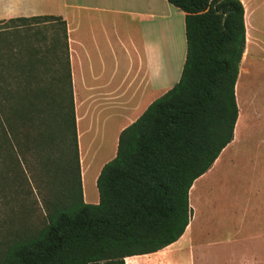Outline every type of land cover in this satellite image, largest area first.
<instances>
[{
    "label": "trees",
    "instance_id": "16d2710c",
    "mask_svg": "<svg viewBox=\"0 0 264 264\" xmlns=\"http://www.w3.org/2000/svg\"><path fill=\"white\" fill-rule=\"evenodd\" d=\"M167 1L185 12L181 78L122 131L117 155L97 179L98 204L84 200L67 22L54 15L0 21L17 30L0 66L22 70L13 83L0 74V181L21 169L18 148L45 151L46 168L54 170L62 143L68 161L62 189L48 185L45 223L10 244L3 264H126L185 233L190 188L234 137L245 8L241 0ZM8 29L0 27V35ZM50 59L62 72L49 78Z\"/></svg>",
    "mask_w": 264,
    "mask_h": 264
},
{
    "label": "crops",
    "instance_id": "0c3cea01",
    "mask_svg": "<svg viewBox=\"0 0 264 264\" xmlns=\"http://www.w3.org/2000/svg\"><path fill=\"white\" fill-rule=\"evenodd\" d=\"M241 1L233 140L189 190L190 220L175 242L184 245L126 264L144 255H158L153 264H264V92L248 98L243 82L264 65V0ZM43 15L67 22L84 200L98 204L97 179L122 131L181 78L185 12L167 0H0V21Z\"/></svg>",
    "mask_w": 264,
    "mask_h": 264
},
{
    "label": "rangeland",
    "instance_id": "374dc122",
    "mask_svg": "<svg viewBox=\"0 0 264 264\" xmlns=\"http://www.w3.org/2000/svg\"><path fill=\"white\" fill-rule=\"evenodd\" d=\"M14 25V23L0 25V27H11V29L0 35V54L6 57L12 54V49L17 43L14 37L17 30L13 28ZM26 28L20 30L23 32ZM57 71L62 72L60 63L55 59L48 60L47 77L57 76ZM21 73L22 70L16 69L7 62L0 66V74L8 78L11 83L17 81ZM243 82L246 87L245 96L248 98L256 92H264V65L245 75ZM261 99L264 101V96ZM0 112L5 117L3 111L0 110ZM34 147V145H31V149L26 151L18 148V152L21 153H19L20 157L23 160L21 169L19 171H16L15 168L9 169V179L7 181L1 179L0 181V264H3L4 254L10 244L36 232L45 223L47 212L45 202L53 199L48 185L55 187L54 192L62 189L64 170L68 164L63 153L64 145L61 143L57 149L58 166L57 169L55 168L56 170L46 168L47 153ZM1 169H5L4 165L1 166ZM17 175L21 179H16L15 176ZM183 245L184 239H181L172 245V248H180ZM157 256L134 257L133 260L128 261V264H132L133 261L135 264H153Z\"/></svg>",
    "mask_w": 264,
    "mask_h": 264
}]
</instances>
